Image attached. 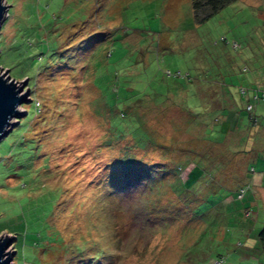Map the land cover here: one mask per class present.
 <instances>
[{
	"label": "rangeland",
	"instance_id": "rangeland-1",
	"mask_svg": "<svg viewBox=\"0 0 264 264\" xmlns=\"http://www.w3.org/2000/svg\"><path fill=\"white\" fill-rule=\"evenodd\" d=\"M4 4L0 75L30 91L0 142L12 262L264 264V0L203 24L191 0ZM224 96L243 109L208 121Z\"/></svg>",
	"mask_w": 264,
	"mask_h": 264
},
{
	"label": "trees",
	"instance_id": "trees-1",
	"mask_svg": "<svg viewBox=\"0 0 264 264\" xmlns=\"http://www.w3.org/2000/svg\"><path fill=\"white\" fill-rule=\"evenodd\" d=\"M237 0H191V2H192V8H193V13H194V17H195V20L198 22V23H200V24H203V23H205V22H207L208 20H210L214 15H216L218 12H220L221 10H223L224 8H226L227 6H229L230 4H232L233 2H236ZM242 90H245V89H242ZM242 90H241V92H242ZM212 90H210V91H208L207 92V94L208 93H210ZM217 92H219V91H217ZM240 92V95L245 99V101H246V109H247V107H248V105H253L254 106V104L256 103V102H258V100H260V98H261V96H259L260 98L259 99H257V100H255V96L254 95H251V94H249V91H247V90H245V93H241ZM253 92H259V91H253ZM215 94H216V91L214 92ZM224 95V94H223ZM256 95V94H255ZM209 97V96H208ZM207 96H206V98L209 100V98H208ZM201 98V97H200ZM231 99H228L227 97L225 98V96H224V102H228V101H232L231 102V106H229V107H225V108H223V109H216V110H211L212 109V107L213 106H211V102H207V101H205V102H207V106L204 108V111H207L208 113H206L207 115V117H206V119L209 121L210 120V116H215V118H217L218 119V117L220 116V114L221 115H224V116H227V118H226V121H224L223 122V124L225 123V122H227V123H229L230 124V122H232V119H233V115H234V113H237L236 112V110L240 107V109H243V107H242V105L240 104V103H238L234 98H233V96H231L230 97ZM210 101V100H209ZM219 101V100H218ZM234 101V102H233ZM222 103V102H221ZM254 103V104H253ZM227 105H228V103H227ZM226 105V106H227ZM238 107V108H237ZM188 110V109H187ZM189 110H191V114H193L194 116H196V115H198L197 113H199V112H194V110H192V109H189ZM248 110V109H247ZM254 110H255V107H254ZM253 110V111H254ZM203 111V112H204ZM253 111H251V112H253ZM203 114V113H202ZM201 114V115H202ZM204 115V114H203ZM202 115V116H203ZM201 118V117H200ZM256 120H258L257 119V117H255V115H252L251 116V122L249 123V125H248V127H246V129H248L249 128V130H253V132H250L249 131V133H250V135L251 136H254L253 137V139H255V137L256 136H260L261 135V137H263L264 138V126L262 127L261 125H258L257 124V121ZM26 120L24 119V120H21L20 121V125H19V127L21 128V127H23V125H24V122H25ZM208 124V123H207ZM222 124V125H223ZM228 124V125H229ZM210 124H208V125H206V126H209ZM243 130H245V127L242 129L241 128V130H238V129H236V132L237 133H240V131L242 132ZM16 131V130H15ZM15 131H13V132H15ZM12 132V133H13ZM227 132H229V130H227ZM227 132L225 133V134H227ZM241 135V137L243 136V134H240ZM246 135V137L247 138H249V135H247V134H244V136ZM205 137L207 138V139H209V137H208V134L206 135L205 134ZM226 138H227V136H226ZM226 138L224 139V142L226 141ZM252 139V140H253ZM210 140V139H209ZM251 150H246V151H244V153L246 154V156H247V160H249V162L251 161V159H253V157H254V151H255V149H254V147L253 148H250ZM263 149H264V144H263ZM242 158H244V157H242ZM135 159V157H133V160ZM132 161L131 160H127V161H125V164L126 165H129L130 163H131ZM248 162V163H249ZM134 163V162H133ZM135 164H136V166H137V162H135ZM127 167V166H126ZM141 167V170L140 171H148L149 173H150V169L149 168H146L145 166H140ZM179 168H181V167H179ZM182 169V168H181ZM163 170V169H162ZM147 172V173H148ZM163 172H167L165 169L163 170ZM248 172H249V170H248ZM248 182H249V179H248ZM239 190V189H238ZM258 239H259V241H260V243H261V246H262V248L264 249V228L263 229H261L260 231H259V234H258Z\"/></svg>",
	"mask_w": 264,
	"mask_h": 264
},
{
	"label": "water",
	"instance_id": "water-1",
	"mask_svg": "<svg viewBox=\"0 0 264 264\" xmlns=\"http://www.w3.org/2000/svg\"><path fill=\"white\" fill-rule=\"evenodd\" d=\"M7 12L8 6L4 4V0H0V29L4 24ZM8 71L0 75V142L9 135L11 128L16 123L13 119L25 113L19 107L26 102V99H30L27 98L29 89L22 93L27 80L17 82L9 75L5 77ZM3 236L4 233L0 238V264H15L12 262L15 251L11 252L12 248L7 251L8 246L15 238L8 236L7 233L5 237Z\"/></svg>",
	"mask_w": 264,
	"mask_h": 264
},
{
	"label": "crops",
	"instance_id": "crops-1",
	"mask_svg": "<svg viewBox=\"0 0 264 264\" xmlns=\"http://www.w3.org/2000/svg\"><path fill=\"white\" fill-rule=\"evenodd\" d=\"M262 75L264 76V72L262 73ZM261 84H263L264 85V80H263V82H260ZM255 179L254 178H252V179H250V181L248 182L250 185H252L253 186V188L255 187V188H264V181H262V178H261V180L259 181V183H256V181H254ZM249 185V186H250Z\"/></svg>",
	"mask_w": 264,
	"mask_h": 264
},
{
	"label": "built area",
	"instance_id": "built-area-1",
	"mask_svg": "<svg viewBox=\"0 0 264 264\" xmlns=\"http://www.w3.org/2000/svg\"><path fill=\"white\" fill-rule=\"evenodd\" d=\"M242 92L245 93V90H242ZM259 96H261V95H260V94L255 95V100L259 99V98H260ZM247 109H248L249 111H253V110H254V106L250 104V105H248ZM246 191H247V190H246ZM242 194H246V192H244V190H243V191H242Z\"/></svg>",
	"mask_w": 264,
	"mask_h": 264
}]
</instances>
